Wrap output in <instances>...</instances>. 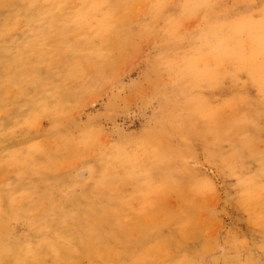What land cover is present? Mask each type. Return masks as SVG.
<instances>
[{
    "label": "rangeland",
    "instance_id": "obj_1",
    "mask_svg": "<svg viewBox=\"0 0 264 264\" xmlns=\"http://www.w3.org/2000/svg\"><path fill=\"white\" fill-rule=\"evenodd\" d=\"M0 264H264V0H0Z\"/></svg>",
    "mask_w": 264,
    "mask_h": 264
}]
</instances>
